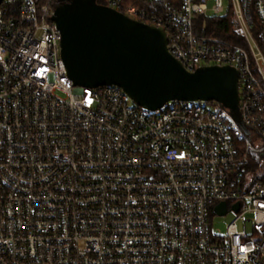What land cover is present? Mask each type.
<instances>
[{
    "label": "built area",
    "instance_id": "built-area-1",
    "mask_svg": "<svg viewBox=\"0 0 264 264\" xmlns=\"http://www.w3.org/2000/svg\"><path fill=\"white\" fill-rule=\"evenodd\" d=\"M228 2L104 6L163 31L188 72L234 69L238 119L216 102L147 110L114 86L75 87L52 0L0 3V264H264V0ZM227 14L241 43L197 32Z\"/></svg>",
    "mask_w": 264,
    "mask_h": 264
},
{
    "label": "water",
    "instance_id": "water-1",
    "mask_svg": "<svg viewBox=\"0 0 264 264\" xmlns=\"http://www.w3.org/2000/svg\"><path fill=\"white\" fill-rule=\"evenodd\" d=\"M53 22L62 36L61 59L75 87L114 86L147 110L171 101L216 102L238 119L237 72L217 66L188 72L168 53L160 29L96 0H70L55 9ZM224 212V204L215 209L217 215Z\"/></svg>",
    "mask_w": 264,
    "mask_h": 264
},
{
    "label": "trees",
    "instance_id": "trees-1",
    "mask_svg": "<svg viewBox=\"0 0 264 264\" xmlns=\"http://www.w3.org/2000/svg\"><path fill=\"white\" fill-rule=\"evenodd\" d=\"M97 4L104 5L105 0H96ZM52 5L57 9L59 4L58 0H52ZM197 32L206 36L216 37L226 40L231 43H241V40L237 37L233 31L231 24V16L227 14L224 17H198L197 18ZM252 34L258 44L261 52L264 55V24L258 22L253 23Z\"/></svg>",
    "mask_w": 264,
    "mask_h": 264
},
{
    "label": "rangeland",
    "instance_id": "rangeland-1",
    "mask_svg": "<svg viewBox=\"0 0 264 264\" xmlns=\"http://www.w3.org/2000/svg\"><path fill=\"white\" fill-rule=\"evenodd\" d=\"M228 5H229L228 0H223V7H224V10L226 12L228 9ZM56 95H58L59 97H62V98L65 97L60 92H57ZM234 218H235V215L233 213H229L228 215L223 216V217H214L213 218V227L220 230L222 233H225L226 225L229 224Z\"/></svg>",
    "mask_w": 264,
    "mask_h": 264
},
{
    "label": "flooded vegetation",
    "instance_id": "flooded-vegetation-1",
    "mask_svg": "<svg viewBox=\"0 0 264 264\" xmlns=\"http://www.w3.org/2000/svg\"><path fill=\"white\" fill-rule=\"evenodd\" d=\"M70 2V0H58V6L62 7Z\"/></svg>",
    "mask_w": 264,
    "mask_h": 264
}]
</instances>
